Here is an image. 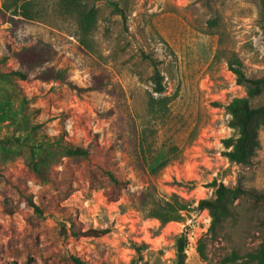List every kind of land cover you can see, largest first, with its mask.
<instances>
[{"label":"rangeland","instance_id":"374dc122","mask_svg":"<svg viewBox=\"0 0 264 264\" xmlns=\"http://www.w3.org/2000/svg\"><path fill=\"white\" fill-rule=\"evenodd\" d=\"M33 1L32 19L12 15L15 26L0 13V56L8 45H47L50 65L70 82L85 88L103 75L105 86L76 91L31 75L0 77V264H72L70 255L84 264H172L179 236L186 264H215L264 245V126L250 165L230 163L222 145L236 135L226 106L246 93L229 63L238 60L247 78L264 77L259 0H80L96 10L91 49L57 13L59 0ZM146 57L158 63L162 94L152 92ZM1 67L26 72L11 58ZM151 99L162 102L152 109ZM261 104L264 92L249 100ZM59 136L91 154L67 157ZM32 156L44 160L45 178L31 170ZM105 171L128 181L116 201L102 194ZM213 181L247 192L202 262L195 247L209 217L196 207L212 197ZM144 193L175 194L192 210L160 225L138 203ZM71 222L102 234L74 238Z\"/></svg>","mask_w":264,"mask_h":264},{"label":"trees","instance_id":"16d2710c","mask_svg":"<svg viewBox=\"0 0 264 264\" xmlns=\"http://www.w3.org/2000/svg\"><path fill=\"white\" fill-rule=\"evenodd\" d=\"M264 18V0H259ZM33 0H2L0 13L5 18V22L16 25L18 19L11 17L12 15H20L31 20V11L35 6ZM57 13L65 18L72 20L76 26L75 36L77 41L84 47L91 49L89 43V35L95 26L96 10L94 7H87L80 0H59ZM6 13H9L6 17ZM53 52L47 45L38 43L24 44L17 48H12L9 45L6 47V53L0 56V66L7 59L15 60L18 65L26 69L11 70L3 67L0 69V77L2 76H17L20 79H29L31 75L33 80L41 82L60 81L66 83L70 88L76 91L100 90L105 86V76L97 75L91 78L90 85L82 88L70 82L63 71L57 70L50 65ZM148 60L152 66V74L150 80L153 84V91L156 94H162L164 91L163 78L157 68V62L153 59ZM231 72L236 76V83L245 88V97L231 101L226 110L230 115L229 127L232 128L236 135L222 140V145L225 149L223 156L235 165L247 166L250 165L251 159L259 149V129L264 126V104L257 107H251L249 100L264 92V77L247 78L241 70V65L238 60H233L229 63ZM162 99H151L149 105L154 108V104L160 105ZM153 104V105H152ZM55 143L60 146L63 153L71 158H88L91 151L88 146H79L65 141L61 136L55 139ZM43 164L44 160L40 157H31L29 165L34 174L40 178H45L43 169L38 168L37 161ZM163 166V163L159 165ZM159 167V168H160ZM108 189H103L102 194L106 201H116L121 190H124L128 181L115 177L111 171H105ZM210 186L213 188L212 197L210 199H201L197 203L198 210H205L209 217V225L204 237L196 241L195 251L202 262H206V245L207 241H214L219 238L220 225L229 217L232 216L234 203L247 191L239 186H225L222 183L213 181ZM142 208H146V215L157 220L160 225L168 222H177L183 219V213L192 210L191 204L188 201L181 199L175 194H172L167 199H154L148 193H144L139 197L138 202ZM64 236L70 235L74 238L80 236H99L102 231L92 229L81 230L76 227L74 222L69 225V233L67 234L64 226L60 228ZM175 259L172 264H186L185 255V237L179 236L176 240ZM72 264H84L77 257L70 255ZM240 260H242L240 262ZM264 264V245L261 244L255 251L247 252L240 256L236 251H231L228 255H224L215 264Z\"/></svg>","mask_w":264,"mask_h":264}]
</instances>
